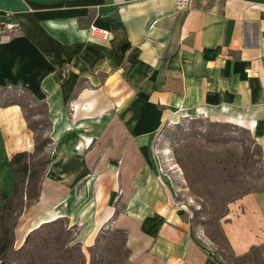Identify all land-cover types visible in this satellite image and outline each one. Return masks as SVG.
Wrapping results in <instances>:
<instances>
[{"label":"crops","instance_id":"0c3cea01","mask_svg":"<svg viewBox=\"0 0 264 264\" xmlns=\"http://www.w3.org/2000/svg\"><path fill=\"white\" fill-rule=\"evenodd\" d=\"M185 1L0 0L19 24L0 41V83L44 101L53 142L15 249L60 219L86 257L115 229L132 264H226L185 227L153 150L166 120L200 114L247 128L264 152V0ZM34 146L22 110L0 108V193L10 158ZM222 230L235 258L264 264V190L231 202Z\"/></svg>","mask_w":264,"mask_h":264},{"label":"rangeland","instance_id":"374dc122","mask_svg":"<svg viewBox=\"0 0 264 264\" xmlns=\"http://www.w3.org/2000/svg\"><path fill=\"white\" fill-rule=\"evenodd\" d=\"M12 105L22 110L35 141L34 149L27 152L30 154L26 158L29 172L17 176L18 194L0 210V233L6 227L13 235L19 215L37 199L53 142L44 101L24 86L0 83V108ZM155 142L153 151L160 159L159 173L177 214L192 237L226 264L250 261L260 264L257 251L251 256L235 258L222 230L231 202L247 193L264 190V152L251 132L233 123L211 121L200 114L181 115L164 122ZM12 180L13 176L11 183ZM7 196H13V189ZM3 204L5 200H0V206ZM62 221L66 239L73 238L70 244L76 243V230L71 223ZM101 231L95 244L88 248V257L84 255L83 264H132L125 234L115 229ZM60 253L55 245L43 243L13 264H54ZM11 260L12 257L8 261ZM80 263L78 253H74L72 264Z\"/></svg>","mask_w":264,"mask_h":264},{"label":"trees","instance_id":"16d2710c","mask_svg":"<svg viewBox=\"0 0 264 264\" xmlns=\"http://www.w3.org/2000/svg\"><path fill=\"white\" fill-rule=\"evenodd\" d=\"M37 150V149H36ZM30 156L27 152L15 153L7 163V167L13 172V196L9 197L4 193H0V200H5V204L0 206V210L6 208V202L10 198L16 197L19 192L17 176H24L29 172V165L26 158ZM38 197V195H37ZM66 230L62 220H55L45 223L32 230L25 238L24 244L19 249L13 248L14 237L9 228L4 227L0 233V264H13L15 261L23 260L24 254H30L32 248L41 246L43 243H51L60 249L61 253L54 264H72L74 253H78L80 264L84 263V254L77 243L70 244L73 240L66 239ZM31 256V255H30ZM12 260L9 262V258ZM20 257V258H19Z\"/></svg>","mask_w":264,"mask_h":264},{"label":"built area","instance_id":"2783aa9c","mask_svg":"<svg viewBox=\"0 0 264 264\" xmlns=\"http://www.w3.org/2000/svg\"><path fill=\"white\" fill-rule=\"evenodd\" d=\"M178 7L185 8L187 3L185 0H176ZM94 30V28H92ZM100 31V30H99ZM19 32V24L11 18L10 13H6L0 17V41L6 42L10 39L11 35ZM101 36L107 35L106 32L100 31Z\"/></svg>","mask_w":264,"mask_h":264}]
</instances>
